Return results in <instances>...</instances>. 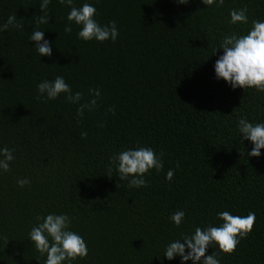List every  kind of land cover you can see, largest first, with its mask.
<instances>
[{
    "label": "trees",
    "instance_id": "obj_1",
    "mask_svg": "<svg viewBox=\"0 0 264 264\" xmlns=\"http://www.w3.org/2000/svg\"><path fill=\"white\" fill-rule=\"evenodd\" d=\"M41 3L0 0V24L16 15L24 26L0 32V148L15 150L11 170H0V264H44L29 232L37 216L52 213L69 215L71 230L87 244V257L72 264H193L164 257L166 245L198 226H220L222 211L254 212L253 231L233 254L213 244L206 255L219 253L221 264H264V149L248 156L253 144L241 143L238 130L241 117L264 122V92L217 79L223 49L213 54L226 35H245L253 20L264 21V0H224L219 7L202 0H74L78 8L92 4L102 26L116 21L115 42L80 39L81 26L67 20L71 7L51 0L49 23L38 26L51 56H39L29 40ZM245 6L248 23L231 24V10ZM58 75L73 94L84 93L80 103L94 98L90 88L99 89L98 107L81 118L64 93L37 99V85ZM139 147L162 152L164 168L145 174L147 187H128L112 157ZM21 178L31 183L20 187ZM178 210L185 212L180 227L169 218Z\"/></svg>",
    "mask_w": 264,
    "mask_h": 264
},
{
    "label": "clouds",
    "instance_id": "obj_2",
    "mask_svg": "<svg viewBox=\"0 0 264 264\" xmlns=\"http://www.w3.org/2000/svg\"><path fill=\"white\" fill-rule=\"evenodd\" d=\"M51 0H42L40 9L42 15L35 16L34 22L37 28L32 31L29 40L35 41V49L39 56H51V42L44 39V31L38 30L40 24H48L50 15L48 6ZM61 5H68L71 11L68 13L67 20L75 22L81 26L78 37L84 41L93 39L104 42L111 39L116 41L119 31L116 21H110L108 25H101L95 19L97 9L89 3H84L82 7L74 6V0H59ZM179 4H187L189 0H176ZM203 4L212 6L216 4L218 7L224 4V0H202ZM247 7L241 9H232L230 12L231 24H247L248 15ZM253 27L245 35H237L233 33L226 35L218 48L223 49V54L215 62V73L217 79H224L233 89L236 88H255L259 92H264V21L253 20ZM23 28V23L17 21L16 15H10L6 22L0 24V32L8 30L9 27ZM66 33L72 32L71 24L65 26ZM37 99L55 100L60 94H66V100L73 104H78L76 115L83 117L85 109L92 111L98 107L97 99L101 96L99 89L90 88L89 93L93 95L90 101L80 103L84 97V93H72V89L65 82L63 76H56L53 81L43 80L37 85ZM108 111L115 115V109L110 108ZM80 123V121H77ZM103 125H101L102 127ZM238 130L243 140H249L253 144V148L248 152V156L259 157L261 149H264V122L252 123L247 117L238 119ZM81 137L87 136V132H81ZM14 149L8 147L0 148V170L9 172L11 170L10 162L14 161ZM163 153L159 156L152 147H139L136 149L123 150L112 157L113 163L117 164L118 178L127 180L128 187H147L148 181L144 178L146 173L150 174L151 169H155L157 173L164 168ZM177 163V167H179ZM175 169L168 170L166 179L171 181L174 177ZM111 177V169L109 174ZM131 177V179H129ZM28 178L17 180L20 187L30 184ZM118 187L119 184H118ZM170 220L177 227H180L185 212L178 210L173 213ZM217 218L223 223L220 226L207 225L205 228L196 227L191 235L181 234L180 239H176L166 245L163 256L172 260L179 256L182 262L188 260L193 264H221L218 259L219 253L206 255L209 246L218 245L221 252L225 254H233L241 239L246 238L254 228L256 215L249 212L247 216L233 215L229 211L217 213ZM38 224L34 225L30 232V241L34 244L35 249L41 254L46 255L44 264H72L73 261L84 259L88 255V247L78 233L71 230L70 226L72 218L67 214H48L46 217L37 216ZM7 241L6 237H3ZM181 240L184 243H181ZM203 258V259H202Z\"/></svg>",
    "mask_w": 264,
    "mask_h": 264
}]
</instances>
